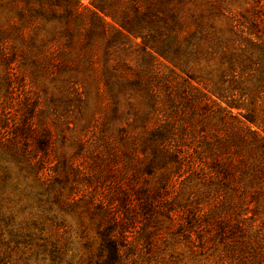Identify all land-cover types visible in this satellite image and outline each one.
<instances>
[{
	"label": "rangeland",
	"instance_id": "rangeland-1",
	"mask_svg": "<svg viewBox=\"0 0 264 264\" xmlns=\"http://www.w3.org/2000/svg\"><path fill=\"white\" fill-rule=\"evenodd\" d=\"M105 1L116 18L132 16L134 3L151 5L150 34L192 38L191 75L144 50L142 38L118 34L111 16L113 28L96 24L87 41L93 23L82 8L80 19L61 10L50 19L46 2L0 0V136L21 128L27 135L15 144L35 157V140L43 129L50 134L39 168L20 174L11 164L20 201L0 207L8 217L16 210L14 224L31 232L44 224L41 238L48 251L56 243L57 264H98L99 231L118 221L114 236L128 232L120 264H264V92H256L260 74L248 65L257 40L246 28L253 1ZM251 110L258 126H245L256 134L240 122ZM158 128L169 134L171 153L152 170L145 145ZM149 199L144 213L139 206ZM0 227L10 243H0L4 254L52 264L36 256L38 245L16 247L12 225Z\"/></svg>",
	"mask_w": 264,
	"mask_h": 264
},
{
	"label": "trees",
	"instance_id": "trees-1",
	"mask_svg": "<svg viewBox=\"0 0 264 264\" xmlns=\"http://www.w3.org/2000/svg\"><path fill=\"white\" fill-rule=\"evenodd\" d=\"M31 0H27V2L30 4ZM42 2H46L50 4V11H49V18L51 19L55 13L56 10H61L60 16L68 19H80L82 16V11L79 9L86 10L90 17L92 18L93 25L87 30V41H90L92 39V35L96 32V24H100L103 27H111L113 26L106 21L105 17L111 16L114 21H119V24L123 31H118V34H122L125 37H140L143 39V45L144 50H147V48H151L153 52L165 60L169 61L175 68L180 70L182 73L190 76V65L192 64L193 60L196 59V56L198 54V48L196 45H194L193 48V40L192 38L188 39L187 42L184 43H178L176 41V37L171 34V37H168L166 35L162 36V33L155 36L153 34H150L148 32L146 24L148 21H150L153 16L155 15L154 9L150 7L151 5L145 6V8L142 10L140 7V3L137 2L134 3L133 8L135 9L134 14L131 16L129 15V12L124 11L116 18L118 11L112 10V8H109L111 6L108 5V3L105 0H90V6H92L94 9H90L83 5L81 3V0H40ZM138 1V0H137ZM149 1V0H147ZM158 1V0H157ZM253 3L250 6V11L253 14L252 24L249 25L247 28V32L249 35H254L256 37L257 41L251 42L250 45L252 48H254L257 53L256 56H253V54L248 56V65L251 67H255L256 71L260 74L259 80H258V89L257 93L262 94L264 92V38L262 36L264 35V0H252ZM143 3V1H142ZM41 8V7H40ZM38 14H40L38 8L36 10ZM157 15V14H156ZM165 18L168 17V15H163ZM56 16L53 17L55 19ZM236 21V20H235ZM241 25V24H240ZM176 27H179V22L175 21L174 25L172 26V31L175 30ZM120 34V35H121ZM56 32L53 31L50 33L49 39L55 40ZM70 43L72 42L69 41ZM152 58H155L152 56ZM236 66L231 63L229 66L230 72H234L236 70ZM244 69V68H243ZM254 110L249 111L247 115H243L245 121H240L244 126L245 123H250L253 125L258 126V123L256 122L254 118ZM264 123V122H263ZM2 128V126L0 127ZM251 133L256 134L255 131H253L250 127H246ZM25 133V134H24ZM33 133H37V130L31 129V132L29 135H32ZM27 135L24 130L21 128L16 129V133L14 137L10 138H2L0 136V147L4 148L2 152L0 153V202L4 204H10L11 207L14 209L16 208V204L20 201L21 195H18L16 193L17 190L21 188L20 181H14L15 174L12 171L11 164H15L19 167V173L23 174V172L30 173L33 170H36L39 168L41 153H45L46 149L49 145V131L47 129L42 130V134L39 135V138L36 141V148L34 150V153H36L35 157H31L26 153V148H18L15 144L17 141V136L19 135ZM169 135L166 130L158 128L157 130H154L150 132V139L145 145V149H150L151 156L149 159V165L152 170L156 167H162L165 165L168 161V157H164V161H161L160 154L168 156L170 151V146H168V136ZM25 140L31 141L33 139L32 136H26L24 137ZM167 159V160H166ZM30 171V172H28ZM177 173V172H176ZM25 178V175H23ZM27 176V174H26ZM12 187L14 190L13 196L6 195V190ZM23 192V190H21ZM40 198H43L41 195H39ZM153 199H149V201H146V204L141 203L139 206V210H141L144 213L150 212V206H148L147 203H151ZM44 201L40 200L39 205L41 206ZM2 207H0V225H4L6 230L9 228V226L12 225V228L10 227V237H12V240H10L12 243L16 245V247L21 246H34L38 245L35 249L36 256L40 257L41 261H45L46 255L50 257V261L52 264H57L60 255L56 252V243H52L53 250L48 251L46 246L48 244V240L46 238H41V235L44 232V224L43 223H37L34 226L38 227V233L31 232L30 229H27L23 227L20 224H14L16 215L14 212L10 213V217H8L6 214V211ZM28 208L27 206H23L22 209ZM17 213V212H16ZM45 215V214H44ZM47 217V215H45ZM51 221L52 219L49 218ZM123 221V219H122ZM121 222H113L114 226H106L105 228H102L99 231V237L101 239V246H100V253L97 258L98 264H120L122 261V248L125 247L123 245V241L127 242L128 235L126 231H122L119 236H114V233L116 231V226L119 225ZM5 230H2L0 227V243H4V238L2 237L3 232ZM125 232V233H123ZM41 241L40 244H38L37 238ZM6 245H9V242L4 243ZM0 248L2 246L0 245ZM5 251H1L0 249V264H19V260L12 259L9 254H4ZM42 252V253H41ZM41 256H43L41 258ZM26 264V263H24Z\"/></svg>",
	"mask_w": 264,
	"mask_h": 264
}]
</instances>
